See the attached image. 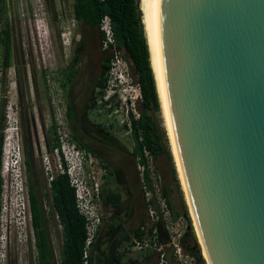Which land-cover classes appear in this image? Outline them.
Instances as JSON below:
<instances>
[{
	"label": "water",
	"instance_id": "obj_1",
	"mask_svg": "<svg viewBox=\"0 0 264 264\" xmlns=\"http://www.w3.org/2000/svg\"><path fill=\"white\" fill-rule=\"evenodd\" d=\"M159 24L207 264H264V0H161Z\"/></svg>",
	"mask_w": 264,
	"mask_h": 264
},
{
	"label": "rangeland",
	"instance_id": "obj_2",
	"mask_svg": "<svg viewBox=\"0 0 264 264\" xmlns=\"http://www.w3.org/2000/svg\"><path fill=\"white\" fill-rule=\"evenodd\" d=\"M73 2L74 0H6L2 10L1 26H3L5 22L12 23L14 53L16 58L15 65L9 68L7 72V76L9 75L10 77H5L7 81L2 83L3 86L6 84V88L0 91V117L1 112L4 114L3 122L0 120V128L3 127L4 133L1 166L3 199L0 213V264H37L34 237L28 211L27 184L23 159L26 150L33 155L37 164V169L40 171L39 174L37 173L38 176L35 177V183L40 188L41 194H43L47 200L45 194L49 191L50 178L51 176H55L59 171L58 166L60 163L59 155H57L51 147L54 141V134H56V126H60L61 130L66 134H69L70 130L67 128L65 122H63L62 103H60L61 106L59 109H57V107L53 109L50 104V97L44 90L42 75L43 47H45L46 41L49 40L48 36L53 29L62 28L61 30L65 34L69 32L67 25L71 22V18L73 17ZM66 20L69 21L68 24ZM111 53L112 51H110V54ZM1 54L2 49L0 48V62L2 59ZM30 54L32 55V83L30 82L29 73H27L23 65V60L24 62L30 61L28 56ZM119 55L122 58L120 71L123 83L118 86L116 96H113L112 92L109 91L107 87L100 90V97L98 98L99 101L96 106L100 113L94 111L91 114V118L94 122L98 123L99 130L96 131L102 133L101 131L103 130L106 134H109L106 141H109L110 144H104L111 145V147L121 144L123 146L122 151L129 155L134 146L131 135L130 117L131 115L136 118L138 117L141 109V97L140 88L136 81L132 66L124 59L121 50H119ZM15 70L17 75H15ZM3 75L4 72L0 74L2 78ZM16 80H19L21 84L20 95L18 88L17 91H15L16 89L11 88V84H9V82L12 83ZM112 97L114 98L109 103H104L107 98L109 100ZM100 100H102L103 103H101ZM11 104H13L14 107V114L12 115L14 125L12 127L13 129H8L9 132L6 133V129L9 127V123L7 122V114H9L8 106ZM155 115L164 127L168 137L162 107L161 111L157 112ZM168 143L171 149L169 137ZM102 150L103 153L110 154L109 159H112L115 155L114 152L104 146H102ZM159 164L167 166L166 159L163 157ZM155 170L157 180L152 182L154 197L155 193L157 196V190L162 188L163 184L170 183L168 173H165L167 174L166 178L163 173L157 170L156 163ZM115 174V171H111L107 177L110 190H115L114 187L117 183ZM103 180L104 176L101 180L99 179L98 182L102 184ZM182 194L187 204L183 189ZM102 197L101 195V199ZM155 200H157L156 197ZM180 200V195L177 194L174 201L179 208H182ZM155 202L157 206V201ZM105 207L108 213L109 206L107 202H105ZM122 207L112 215L113 218L120 219L118 229L111 235L113 238L112 243H110V245L105 244L106 247H104L102 251V253L104 254L105 252V254L100 260V264H115L114 255L116 249H119L121 253L123 250L125 251L127 249L132 251V244L126 240L124 241V246L117 245L121 243L126 236L133 235L132 232L137 222V220H133L132 217L125 215L124 208ZM187 208L190 219L181 216L179 223L183 222V225L181 223L179 228L182 234L180 238L181 240L184 238L186 229L191 220L194 234L199 243V237L197 236L194 220L192 215H190L191 212L188 205ZM107 213L102 215V226L104 224L103 220L107 219ZM133 216H135V214ZM150 224L151 222H147L146 220L145 225L150 226ZM49 231L54 253L56 259L59 261L62 248V237L61 225L58 224L56 218L51 217L49 219ZM6 238H8L7 241ZM26 238H29V244L26 243ZM192 240V235L185 237V242H191ZM199 246L201 253H203L200 243ZM202 257L204 261L198 262L191 258H187V261L179 262L180 264H207L203 254ZM99 258L100 255L97 252V264H99Z\"/></svg>",
	"mask_w": 264,
	"mask_h": 264
},
{
	"label": "trees",
	"instance_id": "obj_3",
	"mask_svg": "<svg viewBox=\"0 0 264 264\" xmlns=\"http://www.w3.org/2000/svg\"><path fill=\"white\" fill-rule=\"evenodd\" d=\"M5 2L6 0H0V21ZM73 13L79 21L97 29L100 28L101 20L105 15L110 17L116 39V48L123 52L124 59L132 66L141 93L139 116L136 118L131 115L130 117L131 135L134 141L131 155L135 160L137 157H140L141 162L146 163L144 148L152 154L157 170L163 173L165 177L167 176L165 173H168L170 177V183L163 184L161 189L163 196L166 198L172 210L173 218L177 219L183 216L190 219L166 131L155 115L161 111V101L157 90L155 74L151 65L141 0H74ZM2 44L6 45L4 64L8 66L10 65L8 29L0 30V45ZM110 66L111 54L108 52L105 60V69L99 84L102 89L106 87ZM0 118L3 122V112H1ZM3 139L4 133L3 127H1L0 213L3 199V177L1 175ZM59 145V142H53L51 147L54 149ZM163 157L166 159L167 166L159 164ZM63 165L67 168L64 159ZM23 166L26 174L28 210L31 216L30 225L34 237L37 264H84V250L87 239L86 218L79 212L77 207L76 189L71 185L69 174L67 172L56 173L49 182V191L45 194L47 196L46 200L43 194H41L40 188L35 183V177L38 176L37 173L39 174L40 171L37 169L33 155L27 150L23 159ZM144 176L146 185L151 187L148 170L145 171ZM142 192L144 194L143 188ZM177 194L180 195L182 208H179L174 201ZM102 196L111 207H117L122 200L120 193L108 192L106 196L102 193ZM45 200L49 204V212L44 207ZM51 217L56 218L58 224L61 225L62 248L59 261L55 258L49 231V219ZM142 226L144 225H140L135 231V238H142L145 235ZM154 227H149V232H152ZM111 228L113 229L114 226ZM99 233L100 229L97 231L95 240ZM188 235H192L193 240L191 242H185V237ZM127 238L131 237L129 236ZM94 243L92 244V248ZM181 246L184 253L193 257L194 260L198 262L204 261L191 220L186 229L185 236L181 240ZM165 253L168 264H180L179 260L173 255L172 248H167ZM121 255L122 253H120ZM89 263L93 264L92 255H90ZM120 264H137V261L130 260L128 263L120 262Z\"/></svg>",
	"mask_w": 264,
	"mask_h": 264
},
{
	"label": "flooded vegetation",
	"instance_id": "obj_4",
	"mask_svg": "<svg viewBox=\"0 0 264 264\" xmlns=\"http://www.w3.org/2000/svg\"><path fill=\"white\" fill-rule=\"evenodd\" d=\"M1 23L2 20L0 21V30L8 29L10 65L6 66L4 64L6 45L2 44L0 45L2 49L0 74L4 72V75L3 78L0 76V91L6 88V84L3 86L2 83L7 81L5 77H10L9 75L7 76V72L9 68L15 65L16 58L14 53L12 23L5 22L3 26H1ZM66 23L68 24L69 21L66 20ZM67 28L69 29L67 34L61 30L62 28L53 29L48 36L49 40L46 41L45 47H43L42 75L44 90L50 97V104L53 109L55 107L59 109L61 106L60 103H62L63 122L69 128V133L76 140L77 144L91 152L97 161L103 163L102 157L110 158V154H105L102 150V146L107 148V144L104 143L110 144L109 141H106L109 134H106L103 130L101 131L103 134L96 131L99 130L98 123L92 120L91 114L94 111L100 113L96 106L99 101L100 90L102 89L99 84L105 69L108 50L102 46L103 34L101 29L84 24L75 17L74 13ZM28 56L30 61L24 62L23 60V65L27 73H29L30 82L32 83V55L30 54ZM15 75H17L16 70ZM9 84H11V88L16 89L15 91L18 88L19 95L21 94L19 80L12 83L9 82ZM113 98L109 100L107 98L104 103H109ZM100 102L103 103L102 100ZM137 173L140 178L138 169ZM107 174L108 170L104 175V179ZM103 183L104 180L101 185L102 188ZM101 200L99 212L101 215H104V213H107V208L105 207L103 197ZM105 220H103V223ZM99 229L101 231L102 223ZM99 235H97L96 240L99 238Z\"/></svg>",
	"mask_w": 264,
	"mask_h": 264
},
{
	"label": "built area",
	"instance_id": "obj_5",
	"mask_svg": "<svg viewBox=\"0 0 264 264\" xmlns=\"http://www.w3.org/2000/svg\"><path fill=\"white\" fill-rule=\"evenodd\" d=\"M104 1V0H100ZM100 29L103 34L102 46L111 53V66L108 70V80L106 87L112 92L113 96H116L118 86L123 83L121 79V56L119 50L116 48V39L111 24V19L108 15H105L101 20ZM141 97V93H140ZM9 111L7 114L9 127L6 129H13L14 122L12 121V115L14 114L13 104L8 106ZM139 116V115H138ZM63 128V126H62ZM54 141L59 142V146H56L53 150L59 155V171L67 172L70 177L71 185L76 189V203L79 212L86 218L87 239L84 250V264H90L89 258L91 255L92 244L95 241V237L99 226L102 222V215L99 212V202L101 201V182L98 180L106 174L107 168L103 163H100L88 150L80 147L76 140L69 134L64 133L61 127L58 126L55 130ZM7 136V135H6ZM144 157L146 163L141 162V158H136L137 169L140 174L142 188L144 191V198L147 204L148 216L151 222L150 226H142V230L145 231V235L142 238H135L133 240L132 249L135 251H143L148 248H153L158 252V261L156 264H168L165 250L166 248L173 249V255L180 262L187 261L188 256L184 253L181 246V233L179 223L181 217L177 219L173 218L172 210L168 205L166 198L162 194V189L157 190V196L155 193V200L152 187V182L157 180L155 161L152 154L144 148ZM63 159L66 162L67 168L63 165ZM149 171V177L151 180V187L146 185L144 181L145 171ZM98 175V177H97ZM54 176H51V179ZM98 178V180H97ZM157 201V206L156 202ZM44 207L49 212V204L45 200ZM29 211V210H28ZM31 221V216L29 213ZM162 223L164 230L168 234V241L165 244H161L159 241L158 230L154 227L152 232H149V227L154 226L156 223Z\"/></svg>",
	"mask_w": 264,
	"mask_h": 264
},
{
	"label": "crops",
	"instance_id": "obj_6",
	"mask_svg": "<svg viewBox=\"0 0 264 264\" xmlns=\"http://www.w3.org/2000/svg\"><path fill=\"white\" fill-rule=\"evenodd\" d=\"M117 146V147H115ZM111 147V145H107V148L115 153L112 159L103 158V164L108 170V174L106 175L103 183L102 192L103 195L106 196L108 192L120 193L122 195V200L117 207H111L108 204L109 212L106 214L107 219L104 221L102 229L100 231L99 238L96 240L95 245L91 250V255L93 257V264L96 263V254L97 252L100 255V260L102 259L104 254L102 253L105 244L112 243V236L118 229V223L120 219H115L112 217L115 211H118L122 206L124 208L125 215L132 217L133 220H137L136 226L132 232L131 238H127L126 236L121 243H116L117 245L124 246V241L130 242L135 239L134 234L140 225H145V222L149 220L148 209L146 202L144 201V194H142V184L140 178L138 177L137 169H136V160L131 155L132 151L129 155L125 154L123 150V146L121 144L115 145ZM116 172V186L115 190H110L108 185L107 177L110 172ZM109 189V190H108ZM105 200V199H104ZM106 202V201H105ZM135 214V216H133ZM114 226L112 229L111 227ZM155 228L158 230L159 241L161 244H165L168 241V234L164 230L162 223H156ZM105 237V238H104ZM115 244V245H116ZM132 249V248H131ZM167 249V248H166ZM115 264L128 263L130 260H136L137 264H156L158 261V252L153 248H148L143 251H135L132 249L123 250L122 255L120 256L121 251L119 249L115 250ZM120 261V262H119Z\"/></svg>",
	"mask_w": 264,
	"mask_h": 264
},
{
	"label": "bare ground",
	"instance_id": "obj_7",
	"mask_svg": "<svg viewBox=\"0 0 264 264\" xmlns=\"http://www.w3.org/2000/svg\"><path fill=\"white\" fill-rule=\"evenodd\" d=\"M160 5H161V0H141V8L143 11V20L145 25L146 37L150 48L151 65L153 67L156 78L157 90L161 101L162 112L165 118V126L169 137L171 152L177 168L180 183L185 194V199L189 204V209L194 220L195 230L197 232L199 240H201L198 227L196 224V220L194 218V214L190 206V201L183 177V172H182L176 141L174 137L170 110L167 100L166 89H165L161 37H160V24H159ZM202 250H203L202 253L203 256L205 257V259H207V254L205 249L202 248Z\"/></svg>",
	"mask_w": 264,
	"mask_h": 264
},
{
	"label": "clouds",
	"instance_id": "obj_8",
	"mask_svg": "<svg viewBox=\"0 0 264 264\" xmlns=\"http://www.w3.org/2000/svg\"><path fill=\"white\" fill-rule=\"evenodd\" d=\"M8 238H6V241H7ZM26 243L29 244V238H26Z\"/></svg>",
	"mask_w": 264,
	"mask_h": 264
}]
</instances>
